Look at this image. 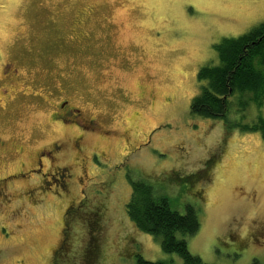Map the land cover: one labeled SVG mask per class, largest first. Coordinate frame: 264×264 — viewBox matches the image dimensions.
<instances>
[{
    "label": "rangeland",
    "instance_id": "obj_1",
    "mask_svg": "<svg viewBox=\"0 0 264 264\" xmlns=\"http://www.w3.org/2000/svg\"><path fill=\"white\" fill-rule=\"evenodd\" d=\"M262 23L264 0H0V58L40 87L62 89L109 131L93 135L105 138L109 161L90 167V182L110 187L96 190L98 229L76 234L68 253L76 264L95 239L101 264L139 256L186 264L128 216L140 183L177 210L198 211L200 229L187 243L203 264H264V132L243 129L264 119V104L237 95L225 117L190 114L200 69L218 62L214 46ZM45 116L31 98L0 106V135L16 146L23 133L30 143ZM73 183L0 202V264H48L79 195Z\"/></svg>",
    "mask_w": 264,
    "mask_h": 264
},
{
    "label": "trees",
    "instance_id": "obj_2",
    "mask_svg": "<svg viewBox=\"0 0 264 264\" xmlns=\"http://www.w3.org/2000/svg\"><path fill=\"white\" fill-rule=\"evenodd\" d=\"M214 48L218 62L200 69L199 92L191 103L190 114L203 118L225 117L231 104L230 98L237 95L246 97L248 103L263 106L264 23L239 37L224 38ZM243 129L264 132V119L261 118L260 123ZM106 187H110L107 182L98 188L103 190ZM85 201L80 210H72L68 217L65 216L61 232L63 241L54 247L50 264H76L75 259L68 256L73 249L74 239L78 236L76 234L85 229L89 231L90 227L93 230L97 228L100 219L98 211L101 207L98 208L96 197L85 198ZM126 212L140 231L151 234L161 242L165 252L177 253L186 264H203L199 256L190 252L187 243V238L200 229L198 211L193 206H187L184 211L177 210L172 207L168 198L159 197L151 186L140 183L132 189ZM78 222L82 225H76ZM95 240L98 246L88 243L84 245L83 253L78 251L80 257L83 256L80 264H101V242ZM137 263L172 264L166 261H149L141 256Z\"/></svg>",
    "mask_w": 264,
    "mask_h": 264
},
{
    "label": "flooded vegetation",
    "instance_id": "obj_3",
    "mask_svg": "<svg viewBox=\"0 0 264 264\" xmlns=\"http://www.w3.org/2000/svg\"><path fill=\"white\" fill-rule=\"evenodd\" d=\"M0 59V106H13L31 98L39 102L46 114L45 123H42V128L38 129L30 141L41 142L37 145L30 146V143L23 142V133L18 135L16 146L11 143L9 136L4 133L0 135L1 205H9L17 198L40 189L57 187L69 191L71 182H75L73 184L76 186L79 183V195L72 197L65 209L60 230L62 232L65 216L68 217L72 210H80L84 203L83 196L90 199L99 197L96 190L105 182L91 183L90 167L96 162L109 161V158L104 157L107 147L102 141H105V138L93 135L99 131H109H102L98 119L86 115L62 89H51V92L40 87L42 83L34 76L28 74L29 78L22 74L11 60L3 61L4 57ZM48 135H51V138L46 139ZM90 139H95L96 145H90ZM11 158L18 160L12 168L10 164H5ZM115 171L116 169L112 172ZM62 241L63 234L56 239L55 246ZM54 247L51 249L48 264Z\"/></svg>",
    "mask_w": 264,
    "mask_h": 264
}]
</instances>
